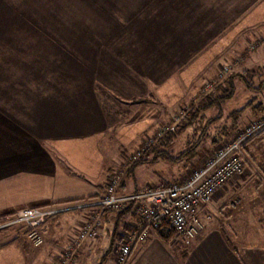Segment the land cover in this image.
Wrapping results in <instances>:
<instances>
[{
    "label": "rangeland",
    "instance_id": "rangeland-1",
    "mask_svg": "<svg viewBox=\"0 0 264 264\" xmlns=\"http://www.w3.org/2000/svg\"><path fill=\"white\" fill-rule=\"evenodd\" d=\"M36 2L44 10H47L46 14H40L42 16L40 23L49 27L41 29L36 35H41L44 38L52 36L56 40L52 44L42 46H11L6 53L0 52V75H3L4 78L3 86L10 84L30 86L33 83L30 82L33 79V70L39 68L41 64L50 63L53 64V68L64 74L56 79L57 84L61 86L78 85L81 79L88 80L87 77H81L79 81H75L73 78L72 81L69 74L70 72L83 73L92 78L96 91L101 96L107 97V102L112 104L113 98L110 99L111 97L108 95L117 96L113 89L122 84L123 86L129 84L126 82L127 80L134 81L135 78H130L127 75L129 70L133 71L134 69L138 74L150 75L146 78L148 83L145 86L143 85L145 81L136 75L134 89L137 92L134 93V96L137 102H129L123 106L130 114L129 119L135 118L133 116L137 114L136 120H133L137 123L133 124L131 121V125H125L121 131V133L124 132L122 137L117 133L118 139L126 138L128 142H126L127 147L120 150L124 157H121L123 163L114 168L108 180L115 173H121L122 181H126L127 184L129 180H127L126 173L123 172L126 169V157L128 159L139 157V152L144 151L142 148H147L149 144L155 145L157 139L172 130L181 121L193 104H197L206 93L214 90L219 84L221 85L223 79L229 74L256 70L257 76L253 81V86L258 87L260 82L263 83V86L259 90L252 91L237 80L234 97L222 105L223 118L208 129L211 136L217 134L219 128L228 123L225 117L232 110L242 108L250 100L264 102V0H36ZM202 5L205 9H209V12L204 16L219 20L220 18L225 20L234 18V28L230 27L231 30L192 28L197 17L203 15L198 13L195 15L194 6L201 7ZM221 11L223 12L221 13ZM242 12H245L249 17L246 21H242L254 25L253 27L245 29L242 27L244 24L238 22L243 16ZM35 15L37 16V14ZM194 15L196 16L195 21H193ZM36 22L39 23L37 20ZM246 24L245 26H247ZM227 31L229 32L227 33ZM217 32H219L218 35L223 33L228 38L229 36L234 38L228 46L230 51L224 54L226 60L220 56L221 61L217 63V66L207 70L201 76H196L194 69L187 71L190 74L179 78L177 68L180 64V56L183 58V55L187 56L191 52L193 54L195 48L203 44L204 39L213 37ZM193 36L195 38L191 39ZM225 45V43H221L219 46L224 48ZM6 47L1 46L4 49ZM35 49L38 50L36 55H34ZM200 63L199 60L194 61L193 67L196 68ZM223 66H228L229 69L226 73L221 74ZM168 73L172 75L163 77ZM66 74L68 75L66 76ZM149 79H154L159 84L157 83L158 85L154 87L153 97L150 95L145 101H140L142 97L147 96L146 91L151 88ZM211 84L213 85L211 86ZM11 91L12 89L9 87L7 94H10ZM1 98L2 88L0 86V100ZM99 104H102V100H99ZM112 109L114 111L107 108V113L114 114L113 121L120 123L123 120L121 115L123 110ZM216 112L212 110L208 113L215 115ZM145 117H153V119L149 128L146 127L148 129L142 132L146 125H141L143 123L140 120ZM254 118L252 112L248 109L245 110L240 129L239 127L235 129L231 135L229 134V139L224 140L217 147H212L210 140H206L201 146L202 150L198 158L186 166L181 163L169 164L160 159L153 164L141 165L137 175L142 178H151L152 185L177 182L184 177L187 178L194 170L202 167L220 147L234 140L242 128L256 120ZM1 133L3 140L0 141V187H12L13 195L19 197L23 192L29 191L28 188L22 189L19 185V180H23L22 173L29 170V157L25 156L26 153L18 147L19 142L24 140L9 132L2 125L0 126V135ZM7 133L10 134V137L7 136ZM191 136L192 130L175 136L169 147L171 152L176 155L186 148ZM243 145L240 151L243 161L241 174L233 177L217 190L211 201L202 209L200 218L205 229L199 236L193 238L194 240L203 235L206 228H212V225L217 226L218 222L224 226L225 214L233 216L234 222L230 223L232 226L230 227L236 236H230L235 244L248 242L255 245L261 242V237L264 239V133L258 134ZM9 153H13V155L8 159L19 168L16 171H12V165L7 164L5 156ZM149 158L151 159L152 155ZM20 169L21 171H19ZM224 188L225 193L222 200L214 203V197L219 196ZM98 199L86 201L80 207L85 208L91 203L97 202ZM47 206L64 209L70 208L71 205L58 203ZM249 218L250 221H245ZM210 224L212 225L209 226ZM12 230H14L12 227L0 230V241L4 239L5 234ZM175 236L183 237L172 232L171 237ZM73 239H70L65 248L69 247ZM29 244L32 246L31 243ZM113 261L109 260L108 263V260H105L103 264H113Z\"/></svg>",
    "mask_w": 264,
    "mask_h": 264
},
{
    "label": "crops",
    "instance_id": "crops-1",
    "mask_svg": "<svg viewBox=\"0 0 264 264\" xmlns=\"http://www.w3.org/2000/svg\"><path fill=\"white\" fill-rule=\"evenodd\" d=\"M194 8L195 15L196 13L203 15L197 17L196 21L194 15L193 21L196 23L192 24V28L231 30L230 27L233 29L235 26L234 18L225 20L219 16V20L204 16L209 9H205L203 5ZM46 12L47 10L39 6L36 0H0V48L7 46L5 49L1 48L0 52L6 53L11 46L52 44L56 40L55 37L44 38L36 35L41 29L49 28L40 23V17L42 18L40 14ZM242 15L238 21L244 24L242 27L245 29L253 27L254 25L243 22L249 18L246 13L242 12ZM218 33L204 39L203 44L195 48L193 54L191 52L187 56L183 55V58L180 56V64L177 68L179 78L190 74L187 71L194 69L196 76H201L217 66L221 61L220 56L226 60L224 54L230 51L228 46L234 38ZM194 38L195 36L191 37ZM221 43L226 44L224 48L219 46ZM36 53L38 50L35 49L34 55ZM198 60L201 63L196 68L193 67L194 61ZM127 73L130 78L135 79L127 80L129 84L125 86L119 83L121 86L113 89L117 94L116 97L107 94L110 99L113 98L112 104L107 102V97L101 96L96 91L92 78L83 73L69 74L72 81L73 78L79 81L81 77H87L88 80L81 79L78 85L57 84L56 79L64 74L53 68V64L50 63L41 64L39 68L33 70V79L30 81L33 83L30 86L26 84L3 86L4 78L0 75L2 88L0 126L25 141L19 142L18 147L26 153L25 156L29 157V170L23 172L21 177L23 180H19L22 189L28 188L29 191L17 197L13 195L12 187H0V217L26 207L58 203L71 205L64 212L50 217L44 224L42 227L44 243L41 247L31 246L26 241L22 229H14L5 234L4 239L0 241V264L59 263L61 252L70 239L75 237L80 224L88 217L89 208L80 206L86 201L100 198L105 191L108 177L114 168L123 163L120 150L127 147L128 140L118 139L117 133L122 137L123 127L131 125V121L137 118L136 114L133 116L135 118L129 119L130 114L123 106L129 102H137L134 96L137 92L134 89L136 75L145 81L144 86L148 83L146 78L150 76L138 74L134 69ZM170 75L172 74L168 73L163 77ZM149 80L151 88L149 91L145 90L149 95L142 97L140 101L152 96L154 87L159 84L154 79ZM9 87L12 91L7 94ZM99 100H102V106ZM107 108H110V111H114L112 108L122 109L123 120L120 123L113 121L114 114L107 113ZM152 119L153 117H145L140 120L143 123L141 125H146L142 132L149 128ZM7 136L10 137V134L7 133ZM2 140L1 133L0 141ZM12 155L13 153H9L5 158L7 164L12 165V171H16L19 169L18 166H14L13 161L8 159ZM140 168L141 166L136 169L134 177L127 182L124 193L152 185L151 178L137 175ZM224 193L225 188L219 196L214 197L213 202L218 203L222 200ZM225 217L224 226L220 222L217 226L210 224L209 226L213 227L206 228L203 235L196 240L175 236L166 241L157 233H153L147 241L133 246L126 264H264V239L261 237V242L255 245L248 242L235 244L230 236H236L230 225L234 222L233 216L225 214ZM102 218L100 235L95 240H87L81 246L75 264H103L105 260H108V263L109 260H114L115 250L122 242L124 233L131 230L139 221L132 212L121 214L108 211ZM250 220L249 218L245 221Z\"/></svg>",
    "mask_w": 264,
    "mask_h": 264
},
{
    "label": "built area",
    "instance_id": "built-area-1",
    "mask_svg": "<svg viewBox=\"0 0 264 264\" xmlns=\"http://www.w3.org/2000/svg\"><path fill=\"white\" fill-rule=\"evenodd\" d=\"M228 69V66H223L221 74ZM263 128L264 116L251 121L239 131L234 140L220 147L202 167L194 170L187 178L170 182L166 186L149 185L135 193H121V173H115L108 180L105 192L98 201L85 207L90 210L88 217L79 226L69 247L61 252L58 264H75L82 243L99 236L102 214L106 210L120 211L131 204L132 212L139 221L117 246L113 264H126L135 244L147 241L153 233L164 227L186 238L199 236L205 229L200 218L202 209L217 190L241 174L242 145ZM67 209L53 206L21 208L0 220V230L21 228L26 240L38 248L44 243L42 227L45 222Z\"/></svg>",
    "mask_w": 264,
    "mask_h": 264
},
{
    "label": "trees",
    "instance_id": "trees-1",
    "mask_svg": "<svg viewBox=\"0 0 264 264\" xmlns=\"http://www.w3.org/2000/svg\"><path fill=\"white\" fill-rule=\"evenodd\" d=\"M256 76H257L256 70H245L242 73H231L227 77H225L221 85L219 84L214 88V90H212L209 93H206L199 100L197 104H193L192 108L185 113L181 121L178 122V124L172 130L166 132L162 137L157 139V143L155 145L149 144L147 148H142L144 149V151L140 153L139 157L135 156L132 159L131 158L128 159L126 157V161H125L126 169L125 171L123 170V172L126 173L127 180H130L134 177V173L139 166L147 163L153 164L160 159L173 165L177 163H181L183 166H186L194 162V160L197 159L198 156L200 155L202 150L201 146L204 145V142L206 140L208 139L210 140L212 147H217L224 140H228L229 134L231 135L233 131L240 126L243 114L247 109L250 112H252V114L255 117L254 119H259L263 117L264 102L250 100L242 108L232 110L230 113L226 115L225 119L228 123H225L223 126H221L217 134H215L214 136H211L209 134L208 129L210 127H213L216 122L220 121L223 118L224 112L222 111V105L226 101L234 97L236 93L237 80L241 81L248 90H252V91L259 90L263 86L262 85L263 83L260 82L258 87H254L253 81ZM212 110L217 111L215 115H210L208 113ZM188 130H192V136L188 145L186 146V148L179 151L176 155L173 154L169 149L170 145L172 144L173 138L177 135L186 133ZM261 133H264V128L261 131H259L257 134L252 136L251 138L247 139L245 142L247 143L248 141H250L255 136ZM151 155L152 158L150 159L149 157ZM168 183L169 182H165V183L163 182L162 184H159L157 186H166L168 185ZM125 186H126V181L123 182L121 179V183L119 185V192L124 193ZM140 190L142 189L134 190L126 193H135ZM131 205L120 211H112V212L127 214L128 212H132ZM35 207H43V206H35ZM108 211L111 212V210H106L104 213ZM5 216L0 217V220L3 219ZM127 232L124 233L125 235L123 236V240L125 239ZM172 232H173L172 230H169L166 227H164L162 230H158L157 234L163 240L168 241L172 236Z\"/></svg>",
    "mask_w": 264,
    "mask_h": 264
},
{
    "label": "bare ground",
    "instance_id": "bare-ground-1",
    "mask_svg": "<svg viewBox=\"0 0 264 264\" xmlns=\"http://www.w3.org/2000/svg\"><path fill=\"white\" fill-rule=\"evenodd\" d=\"M14 229V228H13ZM16 229V228H15ZM19 229V228H18ZM21 229V228H20Z\"/></svg>",
    "mask_w": 264,
    "mask_h": 264
}]
</instances>
